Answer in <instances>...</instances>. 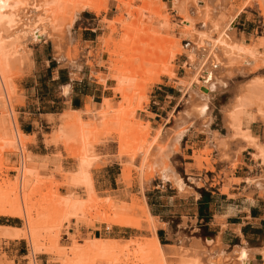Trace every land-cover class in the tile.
Returning <instances> with one entry per match:
<instances>
[{
  "label": "rangeland",
  "instance_id": "1",
  "mask_svg": "<svg viewBox=\"0 0 264 264\" xmlns=\"http://www.w3.org/2000/svg\"><path fill=\"white\" fill-rule=\"evenodd\" d=\"M90 1L92 3L94 2L96 5L101 4L100 6L102 9L98 13L88 9L82 11L71 28L72 36L70 38L64 36V40L59 39L61 49H57V46L54 45L57 37L42 38L38 40L26 39L22 42L23 47L19 50V55H16L13 63V69H15H12V78L15 84L12 95V97H14L11 101L13 111L11 113L8 111L10 106L8 102L0 105V110L4 109L3 112L0 111V122H2L0 123V182L3 180L11 181L14 178L15 172L9 168L13 157L8 155L7 148H10V142L11 144L13 142L11 135L16 133V129H19L21 120H24L19 118V116L22 115H19L18 112L31 109V105L23 103V90H20L21 86H19V84L23 85V80H28L26 85L22 87L28 88L27 93L30 94V97H35L37 93H41L44 88L50 84V82L46 84L41 82V80L46 81L48 75H50L46 70L44 71L41 69V71H32L34 76L25 77L31 62L33 60L36 61V68H44L42 65L44 61L42 59H44V57L54 56V58L59 60L61 64L63 63L73 66V64L78 63L79 65L86 64L91 68L94 67L95 71L101 72V74L96 73L94 78L101 84L107 80V84L111 86V97L103 98L99 104H92V108L94 111H105L106 120L108 121L110 118L111 121H106L102 127H99L102 133L98 140L101 141H98L94 145V151L98 155V158L94 161L91 171L94 177V185L97 194L102 196L103 199L110 194L113 200H110V207L107 205L108 202L105 201L99 203L91 210V216L99 214L98 218L100 217V219H98V221L100 222H94L93 218H91L92 220L88 219L80 221L77 225L72 224L69 229L61 231L59 242L62 244H68L71 241L70 238H73L74 241H77L78 243H84L85 239L92 236H98L114 240V244L120 250L124 248L125 244L132 240H137L139 237L144 239L149 236L150 233L145 228L144 220L139 216L138 201L145 189L149 190V192H154L156 195L171 193L166 187L162 188V190L155 189L154 186L158 183V179L170 181L171 184H175L174 179L177 175L182 181V190L186 188L185 190L193 192L192 189L187 188V185H190V181L194 182V176L192 177L191 175H188V168L193 167L200 173L214 171V164L217 162V159H213V150L218 152L220 160H229L230 166H235L236 159H230V157L227 156L226 149L228 146L236 144L228 143L229 145L227 144L222 151L216 146L215 148L212 145V141L214 142V140L210 139L208 136L209 126L218 128L222 125V121H224L222 111L225 109V105L228 104L227 102L233 98L234 87L249 79L251 74L243 76L239 73H230L228 77L226 76L228 67H226L225 70L218 69L219 71H222H216V74L218 73V77H216L219 79H226L225 87L218 85V89L216 88L217 92H214L210 98V119L206 123L207 125L204 127L192 126L190 124L192 121L184 117V122L179 126L173 127L172 125L169 128L168 126L171 125V123H166L164 118L169 116L170 113L174 114L177 111H180L176 117V119L180 120L183 117L181 111L184 108L186 101L185 91H183V88L179 85L181 78L185 76V66L187 65L186 52H184L183 49H187L188 51L192 44V41L185 30V24H187L186 22L191 18L192 20L190 19V21L193 23V29L201 28V17H199L198 13L202 15V11H204L203 9L206 7L207 2H204L205 5L202 3L191 6L188 9V16L185 17L186 22L183 23L185 18L180 17L174 10L177 7L179 8L177 0H144L143 4L142 0ZM244 1L245 0H222V5L218 8H222L221 12H225L226 15L223 24L227 23L230 30H233V32L235 31L234 33L236 36L242 37L246 42L252 41L257 45L260 43L262 37H264V18L261 15L258 7L260 5L257 0L249 6H244ZM208 3L210 4L211 2ZM214 4L215 3H213V5ZM228 21L231 22L229 23ZM160 22H166V27H161L159 24ZM188 23L190 24V22ZM83 26L95 28V32L92 33V42L85 43L77 42L75 40L77 38V33ZM111 26L114 28L113 30ZM231 27H233V29ZM241 31H244V33L242 34ZM177 48L181 49L180 53H175ZM64 54L70 55L69 57L71 58H60ZM171 64L173 66H170ZM166 66L167 69L165 68ZM167 71L174 72L176 77H174V79H167L165 75L160 74L161 72L167 73ZM255 73H261L264 75V68L259 69V71ZM219 74H222L223 77H221V75L219 76ZM224 74H226L225 76L227 78ZM33 80L36 81L35 85L33 84ZM157 83L163 84L161 87V90L163 91L162 94L168 95V97L166 96L165 98L170 99V102L167 103L164 110H162L161 116L163 119H160L159 121L161 122L158 124L155 122L149 123L147 119L142 116L144 106L149 100L150 88ZM55 88L56 84L50 85V91ZM115 92H118V94H114ZM108 104H110L112 109L111 107H108ZM46 109L53 108L48 106L43 108L39 107V111ZM66 111L67 110L53 117L47 116L45 121L43 119H36V122L34 123L36 126L35 129L38 131L36 141L34 134L31 136L28 135L29 142L26 144L27 150L29 149V145L34 142L39 146L38 138H41L42 144L46 147L45 151L52 153L50 155H55L63 167L72 165L73 158L70 154L77 148L75 142H69L70 144L61 143V145L54 144V133L58 125L63 122L67 123L71 120V117L66 115ZM4 112H6V114ZM65 115L67 116V120ZM89 115V112H82L80 119H82L84 123H90L93 116ZM113 115L121 117V119L118 120L122 121L121 123L124 128L122 132L127 134L125 139L127 147L124 146L125 148L123 149L125 150L122 155L118 153L119 139L116 134L117 124L112 121L114 117ZM29 118L33 119L35 116H29ZM146 126L148 132H146ZM184 126L186 129H184ZM157 130H160L161 133L158 138L159 142H157L158 146L160 145L159 143H161L159 147L162 149H159L156 143L155 149L150 152L148 158L142 165L139 156L134 162H131L132 164L129 163L127 160L128 158L125 155L130 152V149L132 151L138 147V145H144L146 141L148 142L152 139L151 137L157 133ZM170 130L173 131L171 132ZM187 130L194 133L201 132L205 134V138L200 140V142H196V145L193 146V150L189 157L192 164L186 165L187 173L184 174L175 165L174 161L176 159H173V157L170 156L173 151L178 150L179 140ZM166 135H169L170 137ZM173 144L175 145V148L173 147ZM11 148L14 149V147ZM239 152L240 150L235 149L233 150L232 155L234 153L239 154ZM104 164L107 166L102 167ZM259 171L260 173L255 175L253 179L249 178L252 179V182L248 184L262 190L264 188V176H261V169ZM219 175L220 174L216 175V177H219ZM139 177H141V179ZM53 178L56 181L59 180V176L57 175ZM247 179L248 178L244 180L246 181ZM239 180V178H233V182ZM64 190V187L59 188L60 193H63ZM140 190L142 193H140ZM48 191L49 187L46 183L37 188L31 198V202L35 203L39 210L46 207L50 201ZM3 217L8 219L12 218L14 223H17L18 227L22 226V220L19 218L9 216ZM103 218H117L120 219L122 223L120 225H111L108 228L107 223L103 222ZM153 220L156 226H159L155 217H153ZM122 231L125 232L123 233ZM121 235L126 238H116ZM0 240H4L5 242L7 239L0 237ZM178 241L180 240L176 238L171 241L172 245H163V249L166 251L167 255L171 257L172 264L180 262L178 260L181 257L180 250L183 249V247L188 248V253L190 250V254L198 251L202 253L203 257L204 254H208L204 249H200V247L195 248L192 245H186V240L180 241L179 243ZM179 246H181V248ZM7 249L9 248H0V264H10V262L11 264H25L28 260L26 257L28 246L24 239H18L14 249H16L15 254L23 253L25 255L12 258L11 254H14V252H10L9 254L4 252V250L6 251ZM126 251L127 254L129 253L128 255L126 254ZM121 252L120 254L117 252V256L119 254L118 257L120 258H118V261L116 260L114 264H136L137 261L134 262L135 257L133 255L134 249L130 248V251L125 250V253L123 252L124 254ZM42 257L46 259L47 264H59L55 260V257L44 253L35 255L36 263H38V259ZM222 258L220 259L219 257L216 264H223L224 261ZM181 261V263H184L183 259ZM257 262L259 261H256V264ZM96 264L106 263L104 261H97Z\"/></svg>",
  "mask_w": 264,
  "mask_h": 264
},
{
  "label": "bare ground",
  "instance_id": "2",
  "mask_svg": "<svg viewBox=\"0 0 264 264\" xmlns=\"http://www.w3.org/2000/svg\"><path fill=\"white\" fill-rule=\"evenodd\" d=\"M254 1L245 0L243 5L249 6ZM204 2H207V4L204 9L202 8L204 10L202 15L197 12L201 17V28L193 29L191 18L188 19L190 24L186 22L185 17L188 16V9L202 3L205 5ZM212 2L215 4L213 5ZM221 2L222 0H177L179 8L177 7L174 10L180 17L185 18L183 23H187L184 26L192 44L188 51L183 49L186 52L187 65L185 64V76L181 78L179 85L185 91L186 101L181 111L183 117L180 120L176 119L175 125L179 126L183 123L184 117L192 121L189 122L192 126L204 127L207 125L206 123L210 119V98L214 92H217L218 85L225 87L226 79L217 78L218 73L216 74V71L218 72V69L225 70L228 67V72L226 70L227 75L224 74L228 77L230 73H239L243 76L251 74L249 79L234 87L233 98L231 97L232 99L227 102L228 104L225 105L223 111L220 110L224 120L222 122L225 124L223 126L226 128L225 134L219 135L216 131H212L208 136L214 140L212 145L220 148V151L228 143L236 144L237 150L248 149L251 158L261 169V176H264V146L248 129V124L252 121H258L264 125V75L255 73L264 68V37L256 45L252 41L246 42L242 37L236 36L235 31H231L227 23L223 24L226 15L225 12H221L222 8H218L222 5ZM257 2L264 18V0H257ZM100 5H96L90 0H0V105L8 102L10 104L8 111L10 113L13 111L11 103L15 88L12 78V71L15 69H13V63L19 50L23 47L22 42L26 39L38 40L57 37L54 45L57 46V49H61L59 39L64 40V36L66 38L72 36L71 28L80 13L87 9L98 13L102 9ZM159 24L161 27L167 25L166 22H160ZM231 28L233 29V27ZM180 52L181 49L177 48L175 53ZM69 56L64 54L60 58H71ZM165 68L167 69V66ZM162 72L160 74L169 79L176 77L172 71ZM220 75L223 77L222 74ZM200 87H204L206 90L203 91ZM114 94H118V92ZM108 105L110 108V104ZM3 110L0 111L3 112ZM102 111H94L90 102H86L82 109H67L66 115L71 117V120L58 125L53 139L55 145L69 142L77 144V148L70 154L73 158L72 165L65 167L62 166L55 155H36L27 150L26 144L29 142V136L22 133L18 128L16 133L14 132L15 134L11 133L13 142L12 144L10 142V148H7V151L8 155L13 157L9 168L15 172V175L11 181L3 180L0 182V216L19 218L22 220V226L2 225L0 226V237L4 239H24L26 241L28 246L26 257L28 260L25 264H37L35 255L40 253L52 255L59 264H96L97 261L114 264L120 258L118 257L120 252L123 249L124 251H130V248L134 249V262H138L136 264H172L171 257L167 255L155 234L157 226L148 210L143 194H141L138 201V210L139 216L144 220L145 228L150 233L148 237L144 239L139 237L137 240H132L120 250L114 244V240L98 236L89 237L84 240V243H78L73 238H70L71 241L68 244L59 242L61 231L69 229L72 224L77 225L78 222L91 218L94 222H100L98 221L100 219V217L98 218L99 214L91 216V210L105 201L108 202L107 205L110 207V200H113L110 194L104 199L97 194L91 171L94 161L98 158L94 151V145L101 141L98 140L102 133L99 127H102L107 121L105 111ZM6 112L4 113L6 114ZM82 112H89L93 116L90 123H84L80 119ZM118 119H121V117L117 115L113 117L112 121L117 124L118 153L122 155L125 150L123 148L127 144L125 140L127 134L122 132L124 129L122 121ZM108 121H111V119L109 118ZM184 129H186L185 126ZM146 132H148L147 126ZM156 132L151 137L152 139L146 141L144 145H138L132 151L130 149V152L125 155L129 163L134 162L138 156L141 165L145 162L150 152L155 149L156 143L158 146V138L161 133L160 130ZM166 136L170 137L169 135ZM159 144L161 145V143ZM159 146L158 148L162 149ZM11 147H14V149ZM173 147L175 148V145ZM56 175L59 176L57 181L53 178ZM139 178L141 179V177ZM252 179L248 178L246 182L251 183ZM174 182L176 185L173 184L177 188L182 186V181L177 175ZM46 183L49 187L48 197L50 201L46 207L39 210L35 203L31 202V198L37 188ZM61 187L65 189L63 193L59 192ZM141 190L140 193H142ZM103 222L107 223L108 228L111 225L122 223L117 218H103ZM181 246L179 247L181 248ZM184 248L179 249L181 257L178 260L180 262L176 264H216L218 258L223 257L222 251H219L217 256L208 253L207 255L204 254L203 257L199 251L195 252L191 249L195 253L191 252L193 254H190V250L188 253V248ZM117 252H119L118 256ZM123 252L121 253L124 254L125 252ZM235 252L232 255L237 264H248L249 259L254 255L250 248L243 245ZM259 254L261 255L262 264H264V249ZM182 259L184 263H181Z\"/></svg>",
  "mask_w": 264,
  "mask_h": 264
},
{
  "label": "crops",
  "instance_id": "3",
  "mask_svg": "<svg viewBox=\"0 0 264 264\" xmlns=\"http://www.w3.org/2000/svg\"><path fill=\"white\" fill-rule=\"evenodd\" d=\"M93 32H95V28L83 26L77 33L75 40L85 43L92 42ZM241 32L244 33V31ZM42 60L44 61L42 64L44 68H36V61L33 60L25 77L34 76L32 71L46 70L50 75L46 81L41 80V82L44 84L50 82L49 86L44 88L41 93H37L35 97H30V94L27 93L28 88L22 87L26 85L28 80H23V85L19 84L20 90H23V103L31 105V109L18 112L19 115H22L19 118L24 119L21 120L19 129L26 135L34 134L35 141L38 135L34 125L36 119L45 121L47 116L53 117L67 109H82L86 102L99 104L103 98L111 97V86L107 84V80L103 84L97 82L94 75L96 73L101 74V72L95 71L94 67L91 68L86 64L79 65L78 63L73 64V66L61 64L54 56L44 57ZM35 83L36 81L33 80L34 85ZM51 84H56V88L52 91H50ZM162 85L161 83L152 85L148 103L142 111V116L149 123L158 124L161 122L159 120L163 119L162 110L170 102L169 98H165L168 95L162 94ZM45 106L53 109L39 111V107ZM178 112L180 111L174 114L170 113L164 118L166 123H171L168 127L172 125L177 127L175 119ZM29 116H35V118L30 119ZM222 125L218 128L209 126L208 135L212 131H216L219 135L224 134L226 131ZM197 126L195 125V127ZM248 129L264 146V125L261 122L252 121L248 124ZM188 130L180 138L178 150L173 151L170 156L176 159L175 165L184 174L187 173L186 165L192 164L189 157L193 146L205 138V134L201 132L194 133ZM38 140L39 146L34 142L29 145L28 150L36 155L52 154L45 151L46 147L42 144L41 138ZM236 148L237 145H230L226 149L230 159H236L234 167L230 166L229 160H220L218 152L213 150V159H217L214 164V171L200 173L193 167L188 168V175L194 176V182L190 181L187 188L192 189L193 192L181 190V187L178 186L177 188L170 181L159 179L154 186L155 189L162 190L166 187L171 191L170 194L156 195L147 189L144 190L143 195L148 210L159 223L155 234L159 242L160 240L164 241L161 243L162 246H170L172 245L171 241L178 238L180 241L186 240V245H192L195 248L200 247L212 256H217L218 252L222 250L223 264H237L233 255L236 253V249L243 245L250 248L254 253L249 259V264H256V261H259L257 264H262L259 252L264 249V188L260 190L244 181L246 178H253L258 175L260 167L251 158L248 149H242L239 154L234 153L232 155ZM106 166L104 164L102 167ZM218 174H220L219 177H216ZM233 178L240 180L233 182ZM2 225L18 226L12 218L8 220V218L0 216V226ZM116 238L126 237L121 235ZM0 241V248H9L4 252L8 254L14 252L11 254L12 258L25 255L23 253L15 254L16 249L14 248L18 239ZM38 261L37 264H47L43 257L39 258Z\"/></svg>",
  "mask_w": 264,
  "mask_h": 264
},
{
  "label": "water",
  "instance_id": "4",
  "mask_svg": "<svg viewBox=\"0 0 264 264\" xmlns=\"http://www.w3.org/2000/svg\"><path fill=\"white\" fill-rule=\"evenodd\" d=\"M200 89H201V90H203V91H205V90H206V88H204V87H200ZM248 264H249V263H248Z\"/></svg>",
  "mask_w": 264,
  "mask_h": 264
},
{
  "label": "trees",
  "instance_id": "5",
  "mask_svg": "<svg viewBox=\"0 0 264 264\" xmlns=\"http://www.w3.org/2000/svg\"><path fill=\"white\" fill-rule=\"evenodd\" d=\"M24 131H25V130H24ZM8 220H9V219H8ZM13 222H14V221H13ZM160 243H164V241H161V240H160Z\"/></svg>",
  "mask_w": 264,
  "mask_h": 264
}]
</instances>
